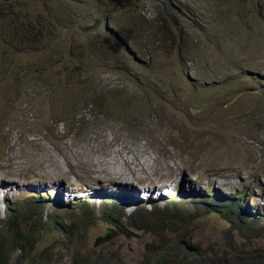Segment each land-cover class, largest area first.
<instances>
[{
	"label": "rangeland",
	"instance_id": "obj_1",
	"mask_svg": "<svg viewBox=\"0 0 264 264\" xmlns=\"http://www.w3.org/2000/svg\"><path fill=\"white\" fill-rule=\"evenodd\" d=\"M100 2L0 0V192H10L6 182L15 184L10 198L46 197L47 213L79 222L88 219L81 202L95 210L102 202L57 186L92 189L98 177L107 185V177L133 182L142 175L148 179L135 181L141 190H131L126 212L142 204L145 221L156 223L150 207L165 205L158 188L169 181L188 208L193 193L204 191L201 182L215 178L237 188L257 174L264 187V0H181L185 13L163 12L172 25L168 36L153 21L159 0L107 2L108 9ZM129 6L141 8L149 24L131 21ZM10 15L30 36L8 33ZM6 48L14 51L12 63L2 58ZM215 168L221 177L212 176ZM151 186L158 188L145 194ZM109 191L96 197L113 199L118 190ZM57 193L66 195L65 207L55 205ZM255 193L254 206L264 209V191ZM89 212L79 245L85 253H113L114 264H150L159 236L173 235L160 224L119 232L102 212ZM195 215L188 214L198 223L191 228L205 251L264 252L263 231L243 236L229 232L220 215ZM44 234L40 241L57 232Z\"/></svg>",
	"mask_w": 264,
	"mask_h": 264
},
{
	"label": "trees",
	"instance_id": "obj_2",
	"mask_svg": "<svg viewBox=\"0 0 264 264\" xmlns=\"http://www.w3.org/2000/svg\"><path fill=\"white\" fill-rule=\"evenodd\" d=\"M118 1L101 0L99 5L108 9L110 7L107 5V2L114 4L118 3ZM159 3L156 19L153 21L155 22V26L159 24L168 36L170 35L169 31L172 32V25L171 21H168L169 18L163 14L164 10L173 13L174 11L176 13H185V8L182 6L181 0H159ZM124 11H126L131 21L140 19V25L143 22L146 25L149 24V22L144 20L145 17L140 14L142 13L141 8L129 6L128 10ZM11 18L13 30H8V33L13 34L15 40L20 38L21 31H25L30 36L27 28H22L25 25L18 23L17 17L11 16ZM107 18L115 19L113 16H108ZM172 20L174 21V19ZM33 33L37 36L38 31L34 30ZM113 35L127 50L130 49L128 43L126 44L118 33H113ZM36 41H31L30 48L34 49L35 45H37ZM20 44L22 47H27V45H23L21 42ZM17 50L19 49L17 48ZM2 58L8 63H12L14 58L13 49L6 48ZM231 198L230 196H223L222 200L215 204L207 213L220 212L224 214V217L230 222L231 227L240 230L243 236L251 233L257 234L259 230L249 228L244 223H238L237 213L234 208L235 203H232L231 207L227 208V203ZM28 203L23 206V209L14 208L6 220L0 221V264H60L72 256L75 259L71 264H114L113 253H85L86 251L82 250L79 245L84 237V228L91 221L90 215H88V219L80 217L82 219L79 222L75 221L70 224H65L59 220V216L56 214H50L44 220L39 205ZM139 211L137 210L125 217L105 211L102 217L113 224L119 232L125 229V227L137 228L144 231H150L151 228L157 230L159 224L162 229L164 226L167 227L162 233L166 234V231L170 230L173 235L166 239H164L162 234L159 236V240H162L157 244V247H153V251L156 253L152 259L149 258L150 264H264V260L260 259L261 256L255 255L254 252L251 253L243 247L241 249L238 247L231 249L228 258V254L218 256L206 252L200 243L193 248L189 242L193 241L195 237L194 231H196V224L198 223L194 221L193 224V217L188 216L187 213L174 204H169L167 210L158 208V210L156 209L152 213L156 223H152L150 218L145 221L144 214ZM191 227H195L193 228L195 230L192 231ZM47 229H54L57 235L50 241H40L41 239L46 240L48 238L44 234V231ZM65 236L69 239H65ZM63 245L67 248L75 245L74 252L69 254L66 249L65 251L68 253H63L59 250ZM161 249H163V253L159 251ZM238 249L241 250V253L235 255ZM117 264L124 263L117 262Z\"/></svg>",
	"mask_w": 264,
	"mask_h": 264
},
{
	"label": "clouds",
	"instance_id": "obj_3",
	"mask_svg": "<svg viewBox=\"0 0 264 264\" xmlns=\"http://www.w3.org/2000/svg\"><path fill=\"white\" fill-rule=\"evenodd\" d=\"M114 33H118V32L114 31ZM120 38H121V36H120ZM131 49L132 48L130 47V49L128 51H130ZM254 76H258V75L254 73ZM258 77H260V76H258ZM260 78H264V77H260ZM216 170H217V168H215L214 171H212L213 172L212 176L221 177L220 170H217V171ZM212 172H210V173H212ZM244 177L248 178L249 181H244L242 184H239L237 186V188H234L231 185L225 186L223 184H219L218 179H220V178H215L216 182L213 181V182H209L206 184H204L205 182H201V185L204 187L206 186V187H205L204 191H202L200 193L199 192L193 193L195 195H193L190 199V201L192 202V208H188V207L183 206V204H185V200L182 198V196L177 194V193H179V191H177V193L174 192V189H175L173 187L174 184L169 181L166 185H164L163 188H161V189L158 188V193L160 195L162 194L164 196H167V198H168L166 201H164L165 205L161 206V205H158L159 203H154L150 207V209H151L150 215H153L152 213L156 209L158 210V208L163 207L162 209L167 210L169 204H174V205L178 206L179 208H181L187 214L196 213L195 216H197L199 218H203V216H205V215H213V214L214 215H220L222 217V219L230 225V222L224 217V214H222L220 212H212L209 214L207 213V211H209L215 204H217L219 201L222 200L223 196H225V197L230 196L232 198L228 201L227 208H230L231 204L235 203L234 208H235V211L237 213L238 223H244L249 228L251 227L254 229H259V230L264 232V209H261V208L257 209L254 206L255 205L254 199L257 198V194L255 193V191H257V192H261L262 190L264 191V187L262 186V183L260 182V178L257 174H251V175L249 174V175L244 176ZM245 178H244V180H245ZM208 179H214V178L209 177ZM5 184L9 185L10 192L16 188L15 184H9L7 182ZM208 185H211V186H208ZM68 189H72V187H70V185H68L67 188L63 189V193L68 192ZM156 190H154L152 192H155ZM81 193L87 195L84 197L85 200H89V201L93 200V201H101L102 202L99 205L97 210H95L94 207L89 206L87 203L81 202V205H83L82 210H84V212L87 215L90 214L89 211H91L93 213L102 212V215L106 211L107 213L118 214V215L125 217L126 215H130L137 210H140L139 212L144 214L143 211L145 210V206H143L142 204L136 206L131 212H126V211H128L129 207H132V205L127 206V204L130 202V200L128 202H125V199L122 197V194H124L129 199H131L132 198L130 196L131 190H125V191L118 190L114 194L115 196H113V199H111L112 198V197H110L111 195L107 196L106 198H97L96 197L97 195L95 197H93L91 194L86 193L84 191H82ZM8 194L5 195L4 192H0V199L3 200V208H4V210H6V215H3L2 219H0V221L6 220L14 208L23 209V206L29 204L28 202H30V204L39 205L40 211H42V213H43L44 220L47 219L48 215L57 213V212L47 213V211H45V207L48 204L45 202L46 197L30 195V196H25L24 198H20V197L10 198L8 196ZM145 194L149 195L150 193L146 192ZM66 195H60L57 193V196L55 198V205L56 206H58V205L64 206L62 201L64 200V196H66ZM68 195H73V194L68 193ZM104 195H109V194L106 193ZM156 195H158V194L156 193ZM121 203L123 205H121ZM132 203H136V202H132ZM67 214L70 215V213H67ZM67 214H65L64 216H66ZM152 218H153V216H152ZM59 220H61V219H59ZM63 222L65 224L72 223V221L69 223H66L65 221H63ZM230 230H229V232H237L238 234L242 235L240 233V230L232 228L231 225H230ZM189 243L194 248L195 246L198 245L199 242H197V238L194 237L193 241H191ZM159 251L161 253H163V249H161ZM206 251L208 253H213L212 251H209L207 249H206ZM155 253L156 252L153 251L152 255L154 256ZM254 253H255V255L261 256V258H260L261 260H264V252H260V249L255 250ZM222 255H218V256H222Z\"/></svg>",
	"mask_w": 264,
	"mask_h": 264
},
{
	"label": "bare ground",
	"instance_id": "obj_4",
	"mask_svg": "<svg viewBox=\"0 0 264 264\" xmlns=\"http://www.w3.org/2000/svg\"><path fill=\"white\" fill-rule=\"evenodd\" d=\"M113 176V175H112ZM108 178V180L110 181V183L109 184H104V181H103V179L102 178H100V177H98V179H99V182L97 183V185H94V187L92 188V189H88V188H85V189H82L81 187H78V188H74L72 191H68V192H66V194L68 195V193L69 194H74L76 191H78V190H82V191H84V192H86V193H89V194H92V196L93 197H95L96 195H103V194H105V192H107V191H111V192H115L116 190H123V191H125V190H132L135 194H138V192L141 190V187L139 186V185H135L134 183H135V181L136 180H147L148 178H143V176L142 175H137L136 176V180L135 181H133V182H130V181H126V179L125 180H123V181H118V180H112V179H110L109 177H107ZM182 180H184L183 178H182ZM62 185V184H61ZM61 185H59V186H57L58 187V190H63V186H61ZM5 187H3V189H4ZM158 187L157 186H151V187H147V188H145V189H142V190H144V191H146L147 193H151L152 191H154V190H156ZM139 190V191H138ZM58 192H60L61 193V191H58ZM145 192V193H146ZM8 193H10V192H7L5 195H7ZM62 193H63V191H62ZM65 195V194H64ZM69 196V195H68ZM72 196V195H71ZM122 197L125 199V202H128L130 199L127 197V196H125L124 194H122ZM70 198V197H69ZM131 199H134L133 197L131 198Z\"/></svg>",
	"mask_w": 264,
	"mask_h": 264
},
{
	"label": "water",
	"instance_id": "obj_5",
	"mask_svg": "<svg viewBox=\"0 0 264 264\" xmlns=\"http://www.w3.org/2000/svg\"><path fill=\"white\" fill-rule=\"evenodd\" d=\"M104 240V237H101L98 241H103Z\"/></svg>",
	"mask_w": 264,
	"mask_h": 264
}]
</instances>
